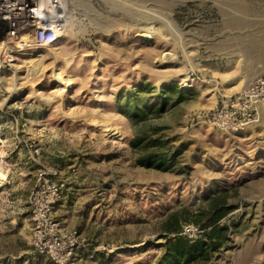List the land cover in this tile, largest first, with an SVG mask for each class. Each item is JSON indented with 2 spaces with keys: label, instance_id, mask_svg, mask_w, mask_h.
<instances>
[{
  "label": "rangeland",
  "instance_id": "374dc122",
  "mask_svg": "<svg viewBox=\"0 0 264 264\" xmlns=\"http://www.w3.org/2000/svg\"><path fill=\"white\" fill-rule=\"evenodd\" d=\"M66 17L0 61V264H264V98L237 103L264 80V0ZM242 109L259 122L218 128Z\"/></svg>",
  "mask_w": 264,
  "mask_h": 264
},
{
  "label": "built area",
  "instance_id": "2783aa9c",
  "mask_svg": "<svg viewBox=\"0 0 264 264\" xmlns=\"http://www.w3.org/2000/svg\"><path fill=\"white\" fill-rule=\"evenodd\" d=\"M65 5L67 9V0H0L1 63L11 61L18 54L56 43L67 22ZM238 98V104L248 102V99H263L264 80L258 78ZM255 112L256 109H242L224 122L227 112L218 111L215 121L222 130H242L248 124L259 122V114Z\"/></svg>",
  "mask_w": 264,
  "mask_h": 264
},
{
  "label": "bare ground",
  "instance_id": "6f19581e",
  "mask_svg": "<svg viewBox=\"0 0 264 264\" xmlns=\"http://www.w3.org/2000/svg\"><path fill=\"white\" fill-rule=\"evenodd\" d=\"M65 9H66V5H65ZM184 88H189L188 85H185ZM4 177L0 175V188L4 185Z\"/></svg>",
  "mask_w": 264,
  "mask_h": 264
}]
</instances>
